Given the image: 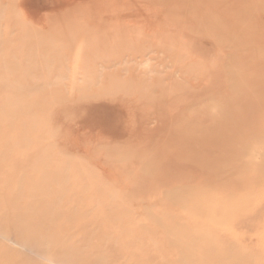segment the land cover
Masks as SVG:
<instances>
[{"label":"rangeland","instance_id":"obj_1","mask_svg":"<svg viewBox=\"0 0 264 264\" xmlns=\"http://www.w3.org/2000/svg\"><path fill=\"white\" fill-rule=\"evenodd\" d=\"M180 198L264 260V0H0V264H202Z\"/></svg>","mask_w":264,"mask_h":264},{"label":"bare ground","instance_id":"obj_2","mask_svg":"<svg viewBox=\"0 0 264 264\" xmlns=\"http://www.w3.org/2000/svg\"><path fill=\"white\" fill-rule=\"evenodd\" d=\"M221 28V27H220ZM222 31V30H221ZM225 31V30H224ZM238 32V31H237ZM236 32V33H237ZM226 33V32H225ZM214 34V33H213ZM226 36V35H225ZM236 80V79H235ZM234 82V81H233ZM216 110V109H215ZM237 135H238V133H237ZM234 153H235V151H234ZM219 160V159H218ZM197 162V161H196ZM200 162V161H199ZM226 162H228V161H226ZM234 162V161H233ZM207 163V162H206ZM211 163H213V162H211ZM220 164H222V163H220ZM214 165H215V163H214ZM224 165V164H223ZM197 166H199V167H201L202 166V163L200 164V163H197ZM210 166V168H214V166H213V164L212 165H209ZM216 166V165H215ZM222 166V165H221ZM225 166H227V165H224V169H225ZM196 167V166H195ZM220 167V166H219ZM229 167V166H228ZM222 168V167H221ZM232 168V167H231ZM216 170V169H215ZM219 170V169H218ZM226 171L228 172V170L226 169ZM215 172V171H214ZM218 174V173H217ZM222 176V175H221ZM210 177H212V176H210ZM213 179H215L214 181H217L216 179V176H215V178L213 177ZM222 179V178H221ZM258 180V179H257ZM228 181H230V180H228ZM243 181H244V179H243ZM242 182V181H241ZM246 182V181H245ZM230 183V182H229ZM247 183V182H246ZM246 183H242L241 185L243 186V184L245 185ZM259 185V183H257L256 182V184L254 185V186H256V185ZM222 185H223V183H222ZM231 185V184H230ZM229 185V186H230ZM160 186V185H159ZM228 186V185H227ZM250 185H248V187H249ZM254 186H253V188L252 189H255L254 188ZM245 187V186H244ZM159 188V187H158ZM227 188H229V187H227ZM250 188V187H249ZM256 188H258L257 186H256ZM225 189V188H224ZM251 189V188H250ZM251 189V190H252ZM247 190V189H246ZM250 190V191H251ZM260 190H262V189H260ZM255 191V190H254ZM257 191V190H256ZM263 191V190H262ZM261 191V192H262ZM252 192L253 191H251V193L249 192V189H248V195H249V193L252 195ZM258 192V191H257ZM243 193V192H242ZM259 193H260V191H259ZM258 194V193H257ZM256 193L254 194L253 193V195H257ZM251 195H250V197H251ZM174 197V196H173ZM207 198H208V196H207ZM249 198V197H248ZM176 199V198H175ZM175 199H172L171 198V200H173V201H175ZM191 199V198H190ZM177 201H178V199H176ZM183 201V199H179V203H173V204H178V206L179 207H177L178 208V210L180 211V212H178L177 211V213L175 212V213H173V214H169V215H166V217L165 218H161V219H157V218H154L153 217V213H151V210H146V214H147V219L150 221L148 224H151V223H153L154 224V226H152V224L150 225V226H152V228L153 229H155V230H153V232H151V231H148L147 229H146V231H147V233H145L147 236H149L148 234H152V233H155V234H158L159 235V237H160V239H162L163 241L165 240V242L167 243L168 241H171L173 238H172V236H170L169 234H168V232H167V230L165 229V227H164V229H163V226H164V222H165V220L167 221V224H170V223H172V222H174L175 220L176 221H178L180 224H181V226L183 227H185V229H187L188 231H195V230H204L205 229V231H206V236L205 237H201V236H196V237H192V236H190L189 234H188V231L187 232H184V231H182L181 232V235H182V239L183 240H181V243H180V246H179V248H178V250L179 251H182L183 253H185L186 254V257L187 258H195V257H197V258H199V257H202V258H204V259H201V261H202V264H226V262H227V260L226 261H224L223 260V258L222 259H219V258H217L216 259V257L214 256V260L212 259L213 258V256H210V254H211V252L212 251H214L213 250V247L215 246V247H218V248H220V245H222V247L225 245L224 244V238H226V236L227 237H229L228 236V234L229 233H233V226H231L229 229L226 227V228H223V229H219V227L217 228H214L215 226H210L209 225V223H211V222H213V225H215V224H217L216 222V220H219V218L221 219V221L223 220V225H225V224H227V226H228V224H230L231 222H228L229 221V219L226 221V218H230V215H229V217H228V214H226L224 217H222V216H219V218L218 217H214L211 213H210V210H205L204 209V207H203V210H202V208H200L199 210H200V212H196V211H193V207L191 208V206H190V203H191V205H192V201H189V204H187L186 202H182ZM195 201V200H194ZM172 203V201H170V204ZM163 204V203H162ZM180 204V205H179ZM194 204V203H193ZM234 204V203H233ZM165 204H163V206H164ZM174 205V206H175ZM158 206V205H157ZM172 206V205H171ZM190 206V207H189ZM194 206H196V204L194 205ZM158 207H161V209H164V207L162 208V206H158ZM232 207V206H231ZM230 208V207H229ZM234 208V207H233ZM160 209V210H161ZM211 209V208H210ZM220 209V208H219ZM219 209H217V210H219ZM222 209V208H221ZM195 210H198V209H195ZM261 210V209H260ZM220 211V210H219ZM229 211H231V210H229ZM232 212V211H231ZM254 212V211H253ZM252 212V213H253ZM258 212H260V211H258ZM257 212V213H258ZM255 213V212H254ZM231 214V213H230ZM244 214H245V212H244ZM249 214V213H248ZM202 216H207L208 217V219H203L204 217H202ZM217 216V215H216ZM227 216V217H226ZM200 218H202L203 220L202 221H200L201 219ZM218 218V219H217ZM250 218H252V219H250ZM148 222V221H147ZM170 222V223H169ZM215 222V223H214ZM253 222H256V223H253ZM225 223V224H224ZM232 224V223H231ZM243 224H247L248 226L246 227V230L244 231V233H246V232H249V233H251V232H255L256 230H257V232L258 231H260V228L259 227H262L261 226V224L259 223V217H258V215H255L254 217L252 216V217H247V219L246 220H244L243 221ZM212 225V224H211ZM147 226V225H146ZM146 226H144L145 228H146ZM217 226V225H216ZM219 226V225H218ZM144 228V229H145ZM221 228V227H220ZM235 229V228H234ZM139 230V229H138ZM141 230H142V228H141ZM149 230H151V229H149ZM229 230V231H228ZM136 232H137V230H136ZM238 233H241V234H239V236H237L236 237V239L238 240V242L239 241H241V242H243V237H242V232H241V229H240V231L238 232ZM139 234V233H138ZM138 234H136L135 235V231H134V235L135 236H139ZM218 236L220 237V240L219 241H217L216 239L218 238ZM134 236H133V234H132V238H133ZM140 237V236H139ZM222 237H224V238H222ZM141 238V237H140ZM230 238H232L231 237V234H230ZM228 239V240H234V238H232V239ZM136 239H139V238H136ZM230 242V241H229ZM241 242H239L241 245V247L242 248H240L239 246L238 247H236V246H234V244L233 243H231L230 242V245L231 244H233L232 246H234L233 248H236V249H238V248H240V250H241V253L239 252L238 253V251L237 250H235L234 251V253H231L230 254V256L233 258V256H237L236 258H239V259H241L240 261H242L244 264H250V263H252V264H262V261H264V260H262L263 258H261L260 257V259L259 260H257L258 259V253L256 254L255 252H257L254 248H256L255 246H247V247H249L248 249H245V245H243V244H245V243H241ZM188 244V247H185L184 245H187ZM225 247V246H224ZM230 249H231V247H229ZM259 248H261V249H264V232H263V234H262V236L260 237V239H259ZM234 250V249H233ZM233 250H231V251H233ZM51 254V253H50ZM235 254V255H234ZM256 254V255H255ZM246 258H250V259H246ZM200 259V258H199ZM216 259V260H215ZM68 260V259H67ZM229 260H231V259H229ZM241 262V263H242Z\"/></svg>","mask_w":264,"mask_h":264}]
</instances>
